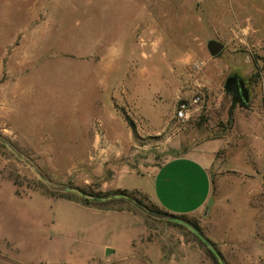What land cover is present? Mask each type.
<instances>
[{"label": "rangeland", "instance_id": "obj_1", "mask_svg": "<svg viewBox=\"0 0 264 264\" xmlns=\"http://www.w3.org/2000/svg\"><path fill=\"white\" fill-rule=\"evenodd\" d=\"M180 157L211 182L187 216L177 174L142 191ZM175 220L264 264V0H0V264H218Z\"/></svg>", "mask_w": 264, "mask_h": 264}, {"label": "crops", "instance_id": "obj_2", "mask_svg": "<svg viewBox=\"0 0 264 264\" xmlns=\"http://www.w3.org/2000/svg\"><path fill=\"white\" fill-rule=\"evenodd\" d=\"M196 162L195 160H192L190 158H186V157H180V158H175V159H171L168 160L166 162H164L153 174L152 177V185H146V187H148V190L142 189V191L148 195V197L154 201L157 205H159V200L154 199L153 197V188L158 183V180L161 178L162 179V183L164 186V189H167V184H168V176H172L177 174L178 177H181L182 179L181 182L183 184H185L186 190L184 192V195H190L191 196H197L195 198L196 202L195 205L192 208H188L187 210L183 211V212H189L187 214H176V213H172L169 212L167 210L164 209V207H162L161 205H159L164 211H166L169 214L175 215V216H187V215H191L194 212H196L198 209L202 208L204 206V204L206 203V201L208 200V197L210 195L211 192V182H210V178L208 176V174H205L204 172V176L202 178L201 182V186L198 187V185L195 183L196 181L194 180V174H193V166L198 167L199 169H202V171L206 170L200 166V164ZM189 170H192V173H188ZM180 172L182 173H186L185 175H180ZM198 187V188H197ZM142 188V187H140ZM64 202V201H63ZM64 203H70L80 209L86 210L88 209V207H83L80 205H77L75 203H71V202H64ZM130 243V238L127 241V244ZM3 248L2 246H0V249ZM101 250V253L99 255H97L96 253H91L90 255H87L85 260H92V259H99L102 258V256L105 255V253L108 252V250H114V246L110 245L109 243H104L103 245L100 246L99 248ZM110 250V253H111ZM124 250V248L122 249V251ZM115 251V250H114ZM112 254V253H111ZM115 253L112 254V257ZM107 263L108 262H112L114 260L110 259V260H105ZM67 264V262H66ZM70 264H83L82 261H77L75 263H70Z\"/></svg>", "mask_w": 264, "mask_h": 264}, {"label": "water", "instance_id": "obj_3", "mask_svg": "<svg viewBox=\"0 0 264 264\" xmlns=\"http://www.w3.org/2000/svg\"><path fill=\"white\" fill-rule=\"evenodd\" d=\"M222 49H223V45L220 44L219 42H209L207 44V50L209 51L210 55L213 57L219 55L220 52L222 51ZM224 90L226 92L232 94V95H237L238 92L240 91V97L245 101L247 99L248 94H247L246 89L244 88V83L242 80H240L236 77L227 78V80L225 81ZM65 191L76 194L85 200H94L93 196L86 195L76 188H65ZM111 198L128 200V197L125 195H114ZM111 198H99L98 200L100 202H105L107 200H110ZM175 222L182 224L193 235H195L206 246V248L210 251V253L214 256V258L216 259L218 264H224L220 254L217 252L216 248L208 240H206L196 229H194L192 226H190L189 224H187L183 221L175 220ZM108 253H110V250H108L107 254Z\"/></svg>", "mask_w": 264, "mask_h": 264}, {"label": "trees", "instance_id": "obj_4", "mask_svg": "<svg viewBox=\"0 0 264 264\" xmlns=\"http://www.w3.org/2000/svg\"><path fill=\"white\" fill-rule=\"evenodd\" d=\"M245 100H243L240 96H236V95H233L232 96V103L233 105H240L241 107H244L245 106V103H244ZM90 202H86L85 205H89ZM213 245V244H212ZM214 246V245H213ZM213 259H214V256H213Z\"/></svg>", "mask_w": 264, "mask_h": 264}, {"label": "built area", "instance_id": "obj_5", "mask_svg": "<svg viewBox=\"0 0 264 264\" xmlns=\"http://www.w3.org/2000/svg\"><path fill=\"white\" fill-rule=\"evenodd\" d=\"M185 112H186V106H185V104H180L179 105V108H178L177 116L179 118H183Z\"/></svg>", "mask_w": 264, "mask_h": 264}, {"label": "flooded vegetation", "instance_id": "obj_6", "mask_svg": "<svg viewBox=\"0 0 264 264\" xmlns=\"http://www.w3.org/2000/svg\"><path fill=\"white\" fill-rule=\"evenodd\" d=\"M236 96H240V91L238 92V94Z\"/></svg>", "mask_w": 264, "mask_h": 264}]
</instances>
